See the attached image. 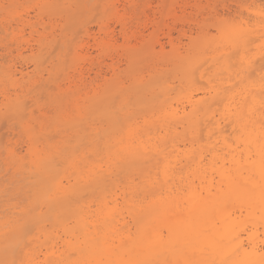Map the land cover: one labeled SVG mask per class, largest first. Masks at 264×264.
Wrapping results in <instances>:
<instances>
[{
  "label": "bare ground",
  "instance_id": "bare-ground-1",
  "mask_svg": "<svg viewBox=\"0 0 264 264\" xmlns=\"http://www.w3.org/2000/svg\"><path fill=\"white\" fill-rule=\"evenodd\" d=\"M60 2L55 0L54 10L59 9ZM138 2L131 0L129 8H137ZM99 22L97 34L92 35L90 29L82 32L107 51L117 41L104 16ZM120 23L123 41L130 44L136 36L127 33V23ZM160 24L157 22V27H162ZM256 26L223 27L221 47L211 51L218 53L209 61L206 55L182 58L179 49H175L174 65L181 83L200 84L201 88L197 87L201 96L186 95L175 106L169 82L154 78L135 80L129 90L138 111L133 115L124 107L115 109L106 104L109 93L93 95L90 109L96 124H100L94 129L95 135L103 134V159L115 167V174L103 179L96 172L101 166L91 163L84 173L73 151L61 152V161L71 171L64 184V175L58 169L61 161L57 166L55 157L35 154L32 166L51 185L47 192L49 201L43 208H54L60 213L55 220L63 235L50 238L38 251L28 253L27 264H264V77L251 78L264 67V45L250 56L255 40L264 37V26ZM179 32L187 31L182 28ZM166 37L175 46L172 28ZM198 42L194 40L193 46ZM157 45L164 54L165 45L160 40L149 47L150 53L157 52ZM204 47L209 48L206 44ZM127 48V59L132 63L145 52L146 45ZM238 53L240 59L235 63L234 55ZM208 62L211 69L219 72L212 79H205L210 69ZM9 73L11 78L17 74L26 76L22 69ZM157 89L163 94L149 98ZM126 102L129 106L131 98L122 101ZM157 117L163 120L161 129L152 138L153 133L148 131L146 139L140 137L139 124L149 129L151 120ZM226 127L236 135L229 136ZM10 154L15 157L13 151ZM81 182L86 183L83 189ZM86 189L95 203L87 209L78 206ZM8 224L1 223L0 232Z\"/></svg>",
  "mask_w": 264,
  "mask_h": 264
},
{
  "label": "rangeland",
  "instance_id": "rangeland-1",
  "mask_svg": "<svg viewBox=\"0 0 264 264\" xmlns=\"http://www.w3.org/2000/svg\"><path fill=\"white\" fill-rule=\"evenodd\" d=\"M76 1L61 0L59 9L54 10L55 0H0V225L8 221L4 232L10 231L6 235L0 232V264H27L28 253L38 251L50 238L63 235L55 220L60 213L54 208H43L49 201L47 192L51 185L32 166L36 153L41 157H55L52 159L57 161L58 166L61 152L67 154L73 151L80 160L79 168L83 172L89 170L87 165L91 163L101 166L96 172L103 179L108 178L110 173H116L115 167L103 159V142H106L103 134L95 135L94 129L100 124H96L90 109L94 94L98 97L104 92L105 95L109 93L106 104L115 109L124 107L123 110L135 115L138 111L133 107L134 100L129 91L134 86L132 84L135 80L154 78L170 83L172 90L168 86L167 90H170V98L176 106L177 101H184L186 95L202 94L198 89L200 84L197 87L196 84L181 83V75L174 65L175 49H179L182 58L207 56L209 61L218 53L211 51L221 47L220 31L223 27L256 29V25L264 26V0H140L138 9L129 8L131 0ZM162 13L164 18H161ZM103 16L117 41L107 51H102L92 36L82 32L90 29L92 35L97 34L101 23L99 19ZM120 20L127 23V33L136 36L130 44L123 41ZM157 22H161L160 25L163 23L162 27H157ZM171 28L175 46L166 37ZM182 28L187 31L186 34L179 32ZM154 32L158 34L153 37ZM196 39L199 42L193 46ZM157 40L165 45L164 54L159 52V45L155 54L150 53L149 47ZM256 40L250 47L253 50L251 57L264 45V37ZM205 44L209 48L205 49ZM144 45L145 52H141L135 62L129 63L127 47L141 48ZM235 55L233 62L236 63L240 53L237 55L239 58ZM208 63L207 66H211ZM16 69L24 70L26 78L20 74L11 78L9 71ZM210 69L205 79H212V75L219 73L214 68ZM260 69L251 75H254L252 80L264 77V67ZM159 94L163 92L157 89L149 98ZM126 97L131 98L129 106L127 102L122 103ZM151 122L153 124L149 129L144 128L143 123L139 124L142 129L137 134L140 137L143 135L146 139L145 132L148 131L153 133L152 138L161 129L163 120L157 117ZM229 128L226 127L227 134L234 137L236 132L231 133ZM12 151L14 158L10 154ZM61 162L58 169L64 175L66 184L71 171L68 164ZM79 186L83 189L86 183L81 182ZM85 194L78 206L87 209L95 203H92L87 189L82 196ZM13 255L16 257L13 258ZM20 255L22 258H18Z\"/></svg>",
  "mask_w": 264,
  "mask_h": 264
},
{
  "label": "snow or ice",
  "instance_id": "snow-or-ice-1",
  "mask_svg": "<svg viewBox=\"0 0 264 264\" xmlns=\"http://www.w3.org/2000/svg\"><path fill=\"white\" fill-rule=\"evenodd\" d=\"M262 14H264V13H262Z\"/></svg>",
  "mask_w": 264,
  "mask_h": 264
}]
</instances>
